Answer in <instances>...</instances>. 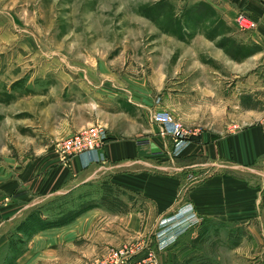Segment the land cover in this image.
I'll return each mask as SVG.
<instances>
[{
  "label": "rangeland",
  "instance_id": "rangeland-1",
  "mask_svg": "<svg viewBox=\"0 0 264 264\" xmlns=\"http://www.w3.org/2000/svg\"><path fill=\"white\" fill-rule=\"evenodd\" d=\"M221 6L219 0H0V162H23L50 145L53 150L80 129L97 127L104 136L114 135L109 131L115 126L131 130L128 124L147 115L131 103L149 105L162 84L170 85L173 71L180 75L172 82L181 96L171 104L187 130L227 131L238 120L243 127L248 120L242 108L252 106L264 119L260 92L241 94L238 110L231 109L226 91L199 92V69L214 64L209 57L245 58L249 51L227 42L232 31L246 39L252 30H240L235 19L248 17L236 12L227 21ZM247 75L241 73L246 89ZM166 167L134 169L145 171V180L162 181L169 176ZM107 175L31 208L16 229L2 228L0 264H90L123 244H154L158 223L171 210L157 215L148 195L126 192ZM135 213L145 219L137 234L128 231ZM195 217L176 232L172 247L155 253L156 264L175 262L179 244L188 249L175 264H264L261 232Z\"/></svg>",
  "mask_w": 264,
  "mask_h": 264
},
{
  "label": "crops",
  "instance_id": "crops-1",
  "mask_svg": "<svg viewBox=\"0 0 264 264\" xmlns=\"http://www.w3.org/2000/svg\"><path fill=\"white\" fill-rule=\"evenodd\" d=\"M219 1L223 12H228L224 16L227 21L236 12H242L255 22V27L246 39L236 31L227 34V42L232 44V49L236 51L246 44L249 51L245 58L236 57L234 53L231 57L226 54L209 57L214 64L199 69V92L208 96L226 91L231 94V109L238 110L241 108V94H264V5L259 0ZM243 71H248L247 89L242 85L244 81L241 82ZM173 74L169 86L162 84L161 91L157 89L153 98L157 102L152 99L147 106L140 101L131 103L135 108L147 110L144 119L128 124L131 130H118L115 126V130L109 132L116 136L107 132L106 136L102 135L103 144L99 149L72 156L62 163L50 145L23 162H0V199L7 201L0 204V232L4 227L9 230L14 226L16 229L25 221V214L31 208L40 209L48 201L83 186L89 187L87 183L94 178L108 174V179L119 181L125 191L148 195L155 212L158 206L157 215L170 210L174 213L184 205H190L192 212L199 217L198 222L245 224L264 237V119L252 106L242 108L246 109L244 119L248 120L241 124L243 127L237 125L239 120L230 125L239 128L237 131L229 128L221 131L213 126L187 130L175 116L177 107L171 104L180 102L181 96L176 90L178 82H172L180 75L174 71ZM161 75L164 73L161 72ZM216 103L221 105L222 98ZM209 108H217V105L211 104ZM159 110L168 112L188 132L187 142L177 153L174 152L169 127H160L151 121V115ZM139 166L159 169L168 166L169 176L162 181H148L143 178L145 171L134 169ZM245 173L249 174L248 180L242 178ZM189 180L192 181L190 185L187 184ZM103 184L108 183L105 180ZM140 216L139 213L133 215L128 231L137 234L139 223L145 221ZM175 246L173 258L177 263L178 254L188 249V245ZM175 262L171 261V264Z\"/></svg>",
  "mask_w": 264,
  "mask_h": 264
},
{
  "label": "built area",
  "instance_id": "built-area-1",
  "mask_svg": "<svg viewBox=\"0 0 264 264\" xmlns=\"http://www.w3.org/2000/svg\"><path fill=\"white\" fill-rule=\"evenodd\" d=\"M235 23L242 31H251L255 22L239 14ZM151 121L160 127H169V135L174 144V152H179L187 142L188 132L164 110H159L151 115ZM239 128L232 126L231 131ZM103 144L100 128L90 127L71 136L63 138L54 145L53 152L59 161L66 163L75 155H81L99 149ZM196 221L190 205H184L169 218L161 219L155 233V243L149 240H140L135 244H123L120 248L111 249L102 257L90 264H156L155 253L168 249L174 242L175 234L180 227Z\"/></svg>",
  "mask_w": 264,
  "mask_h": 264
}]
</instances>
